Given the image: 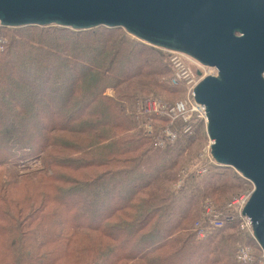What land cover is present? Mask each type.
<instances>
[{"label":"trees","instance_id":"1","mask_svg":"<svg viewBox=\"0 0 264 264\" xmlns=\"http://www.w3.org/2000/svg\"><path fill=\"white\" fill-rule=\"evenodd\" d=\"M15 30L0 51V264H239L251 243L240 222L204 238L189 226L198 185L176 187L185 147L158 149L137 127L133 81L177 89L149 45L105 26ZM37 162L54 172L13 197L15 168ZM221 168L205 190L238 181Z\"/></svg>","mask_w":264,"mask_h":264},{"label":"water","instance_id":"2","mask_svg":"<svg viewBox=\"0 0 264 264\" xmlns=\"http://www.w3.org/2000/svg\"><path fill=\"white\" fill-rule=\"evenodd\" d=\"M4 27L122 28L217 68L195 87L212 156L253 184L243 214L264 252V0H0Z\"/></svg>","mask_w":264,"mask_h":264},{"label":"built area","instance_id":"3","mask_svg":"<svg viewBox=\"0 0 264 264\" xmlns=\"http://www.w3.org/2000/svg\"><path fill=\"white\" fill-rule=\"evenodd\" d=\"M4 26L0 21V51H4L8 42L4 33ZM170 84L174 87L187 88V95L172 104L160 97L147 96L140 98L135 103L134 115L138 123V128L148 135L153 145L162 149L169 143H175L184 137L194 135L196 130V121L204 118L207 121L205 106L198 103L195 99L194 89L199 82L200 71L203 77L208 75H217V68L207 66L191 57L190 55L172 51L169 57ZM194 67H197L195 69ZM167 120L168 123L162 124L161 121ZM201 158L211 160L210 163L219 165L211 152V142L200 153ZM207 165H200L196 168L198 176L208 172ZM183 183V178L177 186ZM252 192L241 194L233 199L228 205V212L213 206L212 201L204 203V214L206 224L198 222L196 233L200 238L207 237L214 229L222 227L226 222L237 220L240 228L252 233V222L250 218L243 214ZM236 261L239 264H264V257L257 259L250 244H240L236 253Z\"/></svg>","mask_w":264,"mask_h":264},{"label":"rangeland","instance_id":"4","mask_svg":"<svg viewBox=\"0 0 264 264\" xmlns=\"http://www.w3.org/2000/svg\"><path fill=\"white\" fill-rule=\"evenodd\" d=\"M51 26H56V25H51ZM15 28L17 27H5L4 28V33L7 38V42L10 40L11 36L14 35L16 32ZM130 35V34H129ZM132 36V35H130ZM131 38H135L132 36ZM143 42V41H142ZM145 43V42H144ZM148 44V43H146ZM149 45L145 50L150 53L153 52V55H156L158 59H160V63L157 65H162L163 68L164 65L166 66L167 70L170 68L169 67V57L171 56V50H167L164 48H160L157 46ZM134 62V60H131ZM197 69V67H194ZM197 75H200V80L199 82L203 79V75L200 71L196 70ZM171 76V73H170ZM206 77V76H205ZM61 81V79H59ZM138 80H135L133 85L129 86L131 90H135L134 93H143L141 97H147V96H152V97H160L168 101L169 103H173L176 100L182 99L187 95V88L181 87L177 88L175 90L171 89L169 86H165L163 84L160 85V87H157L156 85L152 84H141L137 83ZM170 82V80H169ZM198 82V83H199ZM197 83V84H198ZM125 84L124 86H126ZM165 86V87H164ZM130 89H128L130 91ZM131 92V91H130ZM108 93H113V90H108ZM146 94V95H145ZM142 99V98H141ZM163 121H161L162 123ZM168 123L167 120H164L162 124ZM196 135H193L195 138L191 139L189 141V137H184L181 140H179V143L184 146V151L182 152L181 156L179 157L181 159L180 164L176 168V173H178V178H177V183H179L182 178H183V183L180 186H177V188L181 187L183 184H185L186 180L188 182L187 184V190L193 188V183H197L198 185V199H196L197 202V208H195V214L192 215L191 221L189 220V226L192 227L193 230L196 231V225L198 222H203L206 224V216L204 214V203L206 201H212L213 206L223 209L225 212H228V207L227 205L236 197L240 196L241 194L247 193V192H253V184L245 179L240 173H238L233 167H231V173L235 176V178L238 180H235V183H227V186L220 187V188H206L205 190V183L209 178V174L206 173L202 176H198L196 173V168L199 167L200 165H207L208 168H210V172H215V171H221V166L223 165H214L211 162V160H205L201 158L200 153L203 151L205 147H207L210 144V139L207 135L206 131V121L204 118L198 119L196 121ZM10 154V149L5 150ZM32 165V166H31ZM42 167H46L48 170H42ZM221 168V169H220ZM7 166H1L0 167V187H2L3 183L2 181L6 179L7 173ZM16 173L17 174V183L14 185L12 196L13 197H21L27 193H30L33 189H35V186L37 183L43 179L44 177H48L46 172L52 173L54 172V169L47 167L44 164L39 165L37 164L33 165H27L23 166L22 168L16 167ZM208 170V171H209ZM10 173V171H9ZM50 175V174H49ZM240 178V179H239ZM48 185L52 183L49 179L46 182ZM53 185L48 186V190L51 191L53 188ZM181 210L183 207L180 208ZM230 214V212H228ZM97 216V215H96ZM5 218L1 211H0V219ZM95 216H92L89 218V220H93ZM249 235L248 239L250 240V245L253 247V252L254 255L257 259L264 257V252L261 249V247L258 245L256 240L254 239L253 235L250 233V231H245ZM227 234L233 233L231 231L225 232ZM243 235V234H241ZM98 237V235H96ZM198 236V235H197ZM199 237V236H198ZM244 238V235L242 236ZM231 245H234L233 242H231ZM240 245V244H239ZM238 245V246H239ZM234 247V246H232Z\"/></svg>","mask_w":264,"mask_h":264},{"label":"bare ground","instance_id":"5","mask_svg":"<svg viewBox=\"0 0 264 264\" xmlns=\"http://www.w3.org/2000/svg\"><path fill=\"white\" fill-rule=\"evenodd\" d=\"M204 78V77H203ZM211 143H212V141H211ZM254 189V188H253ZM252 194V193H251ZM252 233H253V231H252Z\"/></svg>","mask_w":264,"mask_h":264},{"label":"crops","instance_id":"6","mask_svg":"<svg viewBox=\"0 0 264 264\" xmlns=\"http://www.w3.org/2000/svg\"><path fill=\"white\" fill-rule=\"evenodd\" d=\"M110 94H113V93H110Z\"/></svg>","mask_w":264,"mask_h":264}]
</instances>
